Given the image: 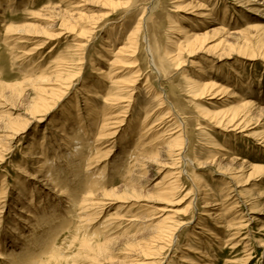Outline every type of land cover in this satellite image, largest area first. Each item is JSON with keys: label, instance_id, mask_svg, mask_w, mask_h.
<instances>
[{"label": "rangeland", "instance_id": "obj_1", "mask_svg": "<svg viewBox=\"0 0 264 264\" xmlns=\"http://www.w3.org/2000/svg\"><path fill=\"white\" fill-rule=\"evenodd\" d=\"M108 2H112V5L114 6L110 3V7ZM78 4L79 7H77ZM146 9H148V12L144 17L147 19V27L146 29H141L142 27L140 26L141 31L139 30L138 32L139 36H137L138 34L136 35L135 44L137 43V60H139L137 67H132V65L128 63L131 59L124 57V59H122L123 61H120L119 56L117 57V55H114L117 53V49L115 50V48L125 42L130 32L134 31ZM199 9L202 10L200 11ZM78 10L80 12H78ZM203 12L207 15L204 19L199 15V13ZM71 13L75 14L72 15ZM91 15L94 16V19L96 18V22L93 19V16L91 18ZM95 15L98 16L95 17ZM81 17L84 18L82 19ZM74 19L76 21H74ZM63 21H65V24ZM8 26L15 27L14 32H17L18 34H8L6 32ZM29 26L30 29L32 27V29L35 28L34 31L31 29L32 32H29L31 31H28ZM178 27H183L184 29L185 27L186 29L188 28V31L186 29L185 30L189 34L195 31L201 34L209 32L207 37L208 42L206 40L204 45H200L199 48L194 50L196 53L193 51L181 52V56L178 58V60H180L179 64L172 62V65L168 67L166 73L158 74L152 69L149 63L150 59L147 57V53L144 50V39L142 37L146 34L145 37L149 38L152 47L161 46L163 48L168 47L169 49H172L168 46V42L171 37V39L174 37V40L178 37L180 38L177 34L179 33L177 30L179 29ZM215 27L217 28L214 31ZM82 30H85V32ZM119 31L124 35H122L123 37H120L121 41L119 43L112 42L113 44H110L111 46L109 47L112 50L109 51L110 53L103 51L102 46H107L105 40L112 34H118ZM237 33L240 36L237 35ZM49 37H53V39ZM111 40L112 39L110 38V41ZM227 40L228 43H226ZM80 41L81 43L83 41L85 42L84 46H79ZM36 46H42L44 48H42L40 54H35L32 57L26 55V53L28 54ZM145 46H147L146 43ZM229 47L230 50H227ZM263 52L264 0H0V126L2 127L0 128V136L3 134L1 131L4 130L5 124H9L10 121L12 123V121L23 120L22 118H25V115H28L31 112L32 102L37 99L35 97L39 95L38 92L40 88H50L47 92H43L41 96L42 100L43 98L44 100H48L55 96L54 94L57 95V90H55L56 88L52 91L53 95L50 93L51 87L57 84L55 81L57 79L55 74H51V70L53 69H51L52 65H58V69L63 76H61V80L63 82L73 83L76 81L74 86L67 91L63 98H61V101L57 102L42 120H31V123H29L26 131L10 143L9 146H12L11 148H6L8 146L7 142H4V140L0 137V192L2 189L1 186L4 183L5 187L9 189V197L6 199V205L3 207L4 219H2L3 223L0 228V254L2 256L8 255L11 251L10 244L15 241L20 243L19 245L21 248L18 249L15 257H10L8 262L0 259L1 264H169V262H171V264H182V258L186 260L185 264H264V172L260 173V170L252 168L258 166L264 167ZM223 55L227 58H223ZM59 57H63V59L60 58L62 61L58 59ZM251 58H254V60H251ZM66 59H68V61ZM113 60L117 64H115ZM94 62L96 63L94 66H97L98 70H95L93 66V64H95ZM48 64L51 67H49ZM179 65L181 66L179 67ZM196 65L200 67L202 66L203 68L197 67ZM30 66H32L33 71ZM46 67L49 68V70L51 69V72ZM45 68L47 71H45ZM100 68L101 72L107 73H109L110 70H113L114 76L116 74V79L114 81L119 82V85L112 84L111 86V80L108 81L105 79L104 83L107 84L106 87L100 88V84L96 83L98 82L96 78L99 77ZM28 69H30L29 71L31 73ZM230 69L234 70L232 71L233 74L230 73ZM64 70L65 72H62ZM235 70L237 71L235 72ZM135 73L138 74V76ZM239 74L240 76L237 78V75ZM48 75L51 77V80H48V82L40 78L41 76ZM187 75H194L193 77H195V79H199L205 84L214 82L217 86L227 87V89L230 88L229 90L231 91L228 90V92H225L226 95L223 93L220 95L221 97L217 96L215 99H211L209 96H206L204 99L195 100L194 93L198 89L191 87L189 83H187L185 80V76ZM135 76H137L136 82H134V85L131 86V79ZM36 78H38L40 82L38 80L31 81ZM86 81L94 84L95 89L99 92L98 97H92L89 101L90 108L87 105L85 106L87 94L79 93L80 88ZM58 83L60 82L58 81ZM118 86L122 88H118ZM130 86L131 88H136L132 94V99H130V93H127L129 92L127 89H129ZM112 89L114 90V93H116V99L114 101L116 102V100H119L116 102L117 106L115 105V107L114 105L112 106V104L109 105L110 103L107 104V101L105 100V98L108 97L107 94H109ZM161 89H164V91H161ZM124 90L125 92L123 93H126V97L129 98H126L125 100V98L120 97L122 100H125L122 101L118 96L125 97L122 93ZM155 91L157 93H162L163 95L166 94V100L168 101H164L165 110L159 109L161 107V102L157 100ZM119 93L123 95H117ZM230 93L231 95H229ZM50 94L51 96L49 98ZM235 94H239L240 97L238 98L240 99L236 97L235 99L231 98L234 97ZM238 100L239 102H237ZM249 101L256 103V114L251 117L252 120H249V123L247 122L246 131L241 132V129L235 130V128L232 127L233 122L228 123L230 120L229 118L235 113L239 114L241 112L239 106L237 107L239 103L245 104ZM213 102L215 103V106L212 107L209 103ZM171 103L176 106V110L180 114L181 118H179V120L177 115L171 114L173 117L175 116L178 124H181L182 118L186 122L188 137L191 141L190 148L188 149L189 144L188 141H186V147H184V152L182 154L183 158L182 156L178 158L177 156L165 157L162 151H159L164 148L163 146H165V138L162 137L159 140L161 142H154L155 151L152 152L153 147L152 145L150 146L151 142L148 144V148L145 149V154L148 155L146 157L147 163H137L138 161L135 159L142 158L143 156L139 155V152L136 158L134 155L133 157H130V154L134 150L135 144L140 141L138 134L141 130L142 121L149 113L152 112H155V119L159 116H165L167 111H169ZM28 105L30 106L29 109H27ZM69 106L71 107L69 112L72 115L82 113L86 120V128L90 131V135L87 136V140L90 144H97L99 147L97 150L94 149L92 156L94 162L93 164L95 165L92 168H95V172H102V174H104L102 175L104 183L102 188H91L89 189V192L91 196L90 198L104 200V203L102 204L107 203V206L102 208L103 211L101 213V218L94 215L92 212L86 213L81 217L80 208L78 206L75 208L69 207L65 201L60 204V207H51L53 206L51 204L56 203L54 199L55 187L51 185L45 186L44 188L41 187L42 178L36 174L37 161L30 157L31 153H28V149L32 143L35 142V140H32V137L36 139L38 142L37 144L39 145L40 143H44L43 136L46 133L48 137L51 136L50 142L48 140L47 143H44V146H50L47 158H53L55 156L53 153H55L58 145L60 147L58 150V153L60 154L58 155L64 156L66 154L67 151L64 149V144L60 142L62 138L59 133L55 131L58 129L57 127L61 130V126H63L62 120L66 115L70 114L69 112L67 113L70 108ZM109 107L113 108H111L112 111L109 110ZM88 109H90L91 112H89ZM207 110H212L217 113L218 116L216 117V120H212L213 118L211 119V116L207 115ZM260 110L262 111L259 113ZM107 111L114 112L115 115L122 112L120 113V118L124 121L120 124V126H118V128L115 129L117 134L114 137H111L112 139L105 138L102 139L101 142L94 144V140L100 131V119H102V114ZM222 114L224 117H221L223 116ZM259 114L261 118L260 116L257 117ZM242 115L243 114L241 113L240 116ZM96 118L99 122H95L94 124V120ZM220 118H222V120L229 119L227 121H223V123L221 122L224 127L222 129L220 128L222 127L221 124L216 123L220 120ZM237 119L238 118L235 120ZM51 120L56 121H53V125H47V122ZM213 123H216L217 125ZM67 124V128H69L70 122ZM133 130L136 132V136L133 139L134 142L127 147L124 143L128 140L129 135ZM101 131L103 132V130ZM52 132L57 135V138L56 136L53 138L51 135ZM255 132L256 134L258 133L257 136L260 134V138L255 137ZM206 133H208L207 136ZM251 133L253 135L252 137ZM35 135L37 137H35ZM148 140H152V136L149 139H144V142H148ZM260 140H263V144ZM52 141L57 142L58 144L56 145V143L54 144ZM100 143L103 145L100 146ZM207 143H210L213 148L205 146L208 145ZM211 143H213V145ZM218 145H220V147ZM158 147H160V149ZM4 149L5 153L7 152L6 154L4 153ZM35 150L37 151V149ZM211 151H213L216 155L218 154L215 157L216 163L212 162L214 161V158H209ZM96 152L99 154H96ZM159 152L161 153L159 154ZM2 155H4V159ZM66 155L62 159L63 161L61 160V157L59 158L60 166L64 169V165L66 164L65 160L70 161L68 157L66 158ZM154 155H157L156 161L151 158ZM184 155L196 161L194 162L196 163L194 164V167L190 166L188 162H186L187 164L185 163L186 160L184 161ZM165 158L168 160H165ZM233 158L235 162L233 161ZM176 160H178V163ZM149 161L153 163H148ZM170 161L171 163L176 162L174 163V168L176 167L175 169H172L171 167L167 168ZM166 162H168L167 166L165 164ZM233 162L234 165H232ZM224 163H228L230 165H225ZM223 164L227 167L225 170ZM86 165L87 163L84 166H81L82 171H79V179L77 176L74 177V171L72 173L66 171V176H62L63 188L69 189L70 192H72V195L76 194L78 202L81 200H88L86 197L83 198V195H86L85 193L88 192V189L82 184L81 186L79 185L82 183L81 181L87 178V176L89 180L88 174H90V171H88L87 168L85 169ZM198 166H200V169L197 170L196 167ZM235 171L238 174H236ZM173 172H180V175L175 178L179 179L176 184H180L179 187H181V191H179L177 195L176 192L173 195L174 192L166 190V186L169 183L170 178L173 176L172 175L170 177V175ZM194 172L197 173L198 176H201V174L205 175L206 183L209 186H212L213 192L217 194L215 199L216 202H214L211 205L212 207L207 210L213 212L215 211L218 214H222L223 212L225 213H223L224 215L220 217V219H222H219L220 222L218 220V223L214 222L212 224L213 226L210 225V230L216 235L215 237L208 235L207 233H204V235L203 232L198 229L193 230L192 225H186L182 227V229L180 228L177 233V242H175L177 247L174 245L175 250L171 249L168 251L169 248L166 246L167 241H159L160 243L154 242V239H157L155 233L160 236V233H165L164 230L168 232V228H173V226L175 227L178 222L190 220L192 216H194L192 222H195L203 210V205H201L203 204V201L200 200L197 203L198 209L193 208L195 207L194 205L193 207H190L191 200L192 202L195 201L197 198L196 195H198V192L194 188V184L191 181V179H195L196 174ZM232 172L234 173L233 175L236 174L241 178L240 179L238 177V181L245 182L241 183V187L238 188V191H241L242 194L246 196H243V198L245 197L244 200L250 204L249 207L252 205L255 206L254 213H249L248 208L241 203L237 208V210L239 209L238 211L241 213L238 212L229 214L218 204L223 201V198H225L223 196L232 192L231 190L234 188L232 183L229 184L230 177H228L229 173L232 174ZM223 173H225L224 175L228 174V176H224ZM240 173L241 175H239ZM214 178L218 181H214ZM84 182H87V180ZM33 188L35 189L33 196L31 197L30 192ZM37 188H39L38 192L36 190ZM40 189H42L41 194L44 196L38 194ZM105 191L108 193L105 194ZM238 191L233 192L232 197L235 195L236 197H234V199L229 203H232L238 197ZM20 192L22 194H20ZM19 194L26 196V200L33 198V206H30L32 208L31 211L35 210L36 213H38V218L36 221L32 220L31 226L39 224V227H37L38 229L34 227L35 233L31 237L27 236V239L24 241H19V239H17V235L11 233L10 231V228L13 226V216L15 213H19V211H17V207H21L20 203L17 202ZM260 195L263 196L261 197ZM74 197L75 196H73V198ZM124 199L126 202L121 201ZM63 208H66L65 210L68 211V213L64 212ZM117 212L118 215L116 214ZM115 215H117L120 219ZM24 216L26 215L24 214ZM54 216L58 219H53ZM253 216L260 220L257 222L251 221L254 218ZM138 217H141L140 219L142 221L140 223L133 221V219ZM168 217L173 219H168ZM203 217L207 219V216ZM107 219L110 221H106ZM154 225L155 227L157 226V228H154ZM160 225H162L161 228ZM155 229L157 230L155 231ZM153 230L155 232H153ZM28 231H31V229ZM237 231H239V234L243 236H234ZM219 236L221 238H219ZM246 236H248V239L245 241L246 244L243 243V241L240 243L241 245L236 244L239 240ZM198 241H200V243H197ZM193 242L195 243L193 244ZM178 244L180 246H178ZM197 244L199 245L197 246ZM195 246L202 248L200 251L204 253H201L202 255L199 254L200 256L196 254L193 256V248H196ZM15 249L17 250V248ZM153 249L157 250L153 251Z\"/></svg>", "mask_w": 264, "mask_h": 264}, {"label": "bare ground", "instance_id": "obj_2", "mask_svg": "<svg viewBox=\"0 0 264 264\" xmlns=\"http://www.w3.org/2000/svg\"><path fill=\"white\" fill-rule=\"evenodd\" d=\"M64 1V0H63ZM104 1V0H103ZM105 1H107V0H105ZM110 1H112V0H110ZM178 1V0H177ZM201 1V0H200ZM242 1V0H241ZM248 1V0H247ZM115 2V1H114ZM119 2H121V1H119ZM123 2H125V1H123ZM98 3V2H97ZM109 3V2H108ZM111 3V5H112V2H110ZM110 3H109V5H110ZM115 3H117V2H115ZM128 3V2H127ZM126 3V4H127ZM114 4V3H113ZM125 4V3H124ZM188 4V3H187ZM196 4V3H195ZM200 4V3H199ZM198 4V5H199ZM74 5V4H73ZM76 5V4H75ZM102 5H103V2H102ZM111 5H110V7H111ZM193 5V4H192ZM201 5H202V2H201ZM200 5V6H201ZM112 6H114V5H112ZM187 6V5H186ZM77 7H79V4L77 5ZM81 7V6H80ZM178 7V6H177ZM188 7V6H187ZM186 7V8H187ZM205 7V6H204ZM207 7V6H206ZM76 8V7H75ZM114 8V7H113ZM148 8V7H147ZM181 8H182V6H181ZM200 8V7H199ZM202 8V7H201ZM225 8H226V6H225ZM149 9V8H148ZM148 9H146V11L142 14V18L139 20V23H138V25L136 26V28L134 29V31H131L130 32V34H129V36L127 37V39H126V41L125 42H123V43H121V45L120 46H118V47H116L115 48V50L117 49V53H115L114 55H117V57L119 56V60L120 61H123L122 59H124V57L125 58H129V59H131V61H127L128 63H130L131 65H132V67H137V63H138V60H137V53H138V48L136 47V44H135V39H136V35L138 34V32H139V30L141 31V29H146V21H147V19H145V15H146V13L148 12L147 10ZM189 9V8H188ZM73 10V9H72ZM110 10V9H109ZM197 10H198V7H197ZM200 10V9H199ZM202 10V9H201ZM200 10V11H201ZM65 11V10H64ZM78 12H80L79 10H78ZM109 12V11H108ZM68 13V12H67ZM227 13V12H226ZM72 14V13H71ZM75 14V13H74ZM74 14H72V15H74ZM109 14V13H108ZM70 15V14H69ZM199 15H200V17L201 18H203L204 19V17H206L207 15H205L204 14V12L203 13H199ZM66 16V15H65ZM68 16V15H67ZM80 16H82V15H80ZM86 16V15H85ZM90 16V15H89ZM92 16L93 15H91V18H92ZM96 16H98V15H95V17ZM149 16V15H148ZM69 17V16H68ZM68 17H66V18H68ZM71 17V16H70ZM73 17V16H72ZM76 17V16H75ZM214 17V16H213ZM61 18V17H60ZM82 18V17H81ZM84 18V17H83ZM82 18V19H83ZM86 18H87V16H86ZM75 19H77V18H75ZM74 19V21H76ZM90 19V18H89ZM88 19V20H89ZM93 19H94V16H93ZM96 19V18H95ZM94 19V20H95ZM64 20V19H63ZM87 20V19H86ZM92 20V19H91ZM105 20V19H104ZM180 20V19H179ZM182 20V19H181ZM66 21V20H65ZM65 21H63L64 22V24H65ZM72 21V20H71ZM93 21V20H92ZM103 21V20H102ZM80 22V21H79ZM83 22H84V20H83ZM95 22H96V20H95ZM7 23V22H6ZM69 23V22H68ZM76 23V22H75ZM100 23V22H99ZM173 23V22H172ZM216 23V22H215ZM218 23V22H217ZM72 24H73V22H72ZM80 24H82V23H80ZM87 24H89V23H87ZM90 24H91V22H90ZM212 24V23H211ZM12 25V24H11ZM68 25V24H67ZM72 26V25H71ZM94 26V25H93ZM142 28H141V27ZM47 27V26H46ZM65 27V26H64ZM177 27V26H176ZM201 27H203V26H201ZM3 28V27H2ZM27 28V27H26ZM33 28V27H32ZM31 28V29H32ZM133 28V27H132ZM131 28V29H132ZM141 28V29H140ZM179 29H177L178 30V32L179 33H177L179 36H180V38L178 37H176L177 39H175L174 40V37H173V39H169V42H168V46L169 47H171L172 49H169L168 47L167 48H163V47H161V46H154V47H152V45H151V42L149 41V38L148 37H145L146 36V34H145V36L144 37H142L143 39H144V50H145V52L147 53V57H149V63H150V65H151V67H152V69L153 70H155V72L156 73H158V74H162V73H166V71L168 70V67H170L172 64V62H175V64H179V61L180 60H178V58L181 56V52H183V51H193L194 52V50H196L197 48H199L200 47V45L202 46V45H204L205 44V41L207 40V37H208V34H209V32H206L205 34H201V33H199V32H191V34H189L187 31V29H186V27H185V29L187 30H185L183 27H178ZM216 28L217 27H215V29H214V31L216 30ZM257 28V27H256ZM262 28H263V26H262ZM30 29V26H29V28H28V31L29 30H31ZM35 29V28H34ZM34 29H32L33 31H34ZM37 29V28H36ZM89 29V28H88ZM259 29V28H258ZM257 29V30H258ZM261 29V28H260ZM18 30V29H17ZM32 30L31 31H29V32H32ZM45 30V29H44ZM74 30V29H73ZM92 30V29H91ZM119 30V29H118ZM221 30H223V29H221ZM5 31V30H4ZM15 31V27H13V26H8L7 27V29H6V32L8 33V34H11L12 35V33H16V34H18L17 32H14ZM22 31H24V30H22ZM82 31H84L85 32V30H82ZM90 31V30H89ZM114 31V30H113ZM123 31V30H122ZM143 31H146V30H143ZM172 31V30H171ZM193 31V30H192ZM212 31H213V28H212ZM5 32V33H6ZM27 32V31H26ZM43 32H45V31H43ZM87 32V31H86ZM117 32V31H116ZM148 32V31H147ZM218 32V31H217ZM234 32V31H233ZM239 32V31H238ZM247 32V31H246ZM110 33V32H109ZM122 33V32H121ZM120 33V31H119V33L118 34H116V35H110V37L108 38V39H106L105 40V42L107 43V46H102L103 48V51H105L106 53L108 52V53H110L109 51H112L111 50V48L109 47V46H111L110 44H113V43H116V42H120L121 41V38L120 37H123L124 35L123 34H121ZM141 33V32H140ZM172 33H173V31H172ZM213 33V32H212ZM222 33V32H221ZM15 34V35H16ZM22 34V33H21ZM31 34V33H30ZM49 34V33H48ZM86 34V33H85ZM180 34H182V35H180ZM214 34V33H213ZM241 34V33H240ZM242 34H244V33H242ZM4 35V34H3ZM41 35V34H40ZM52 35V34H51ZM123 35V36H122ZM127 35V34H126ZM141 35V34H140ZM221 35V34H220ZM227 35V34H226ZM237 35H239L238 33H237ZM4 36H6V35H4ZM57 36V35H56ZM137 36H139V34L137 35ZM232 36H234V35H232ZM240 36V35H239ZM14 37V36H13ZM47 37V36H46ZM141 37V36H140ZM182 37V38H181ZM228 37V36H227ZM230 37V36H229ZM236 37V36H235ZM235 37H233V38H235ZM247 37V36H246ZM49 38H51V37H49ZM110 38L112 39L111 41H110ZM244 38V37H243ZM14 39H15V37H14ZM19 39H23V38H19ZM51 39H53V37L51 38ZM49 40V39H48ZM183 40V41H182ZM225 40V39H224ZM244 40V39H243ZM46 41V40H45ZM226 41V40H225ZM224 41V42H225ZM113 42V43H112ZM137 42V41H136ZM207 42H208V40H207ZM223 42V43H224ZM230 42V41H229ZM46 43V42H45ZM44 43V44H45ZM79 43V42H78ZM83 43V44H82ZM81 43V41H80V47H82V46H84V41ZM145 43L147 44V46H145ZM222 43V44H223ZM226 43H228V40H227V42ZM210 44V43H209ZM208 44V45H209ZM242 44V43H241ZM41 45H43V44H41ZM139 45V44H138ZM156 45V44H155ZM167 45V44H166ZM220 45V44H219ZM225 45V44H224ZM248 45V44H247ZM56 46V45H55ZM115 46V45H114ZM113 46V47H114ZM227 46V45H226ZM238 46H240V45H238ZM245 46V45H244ZM250 46V45H249ZM205 47V46H204ZM207 47V46H206ZM219 47V46H218ZM221 47V46H220ZM230 47H231V45H230ZM230 47H229V49H227V50H230ZM17 48V47H16ZM42 46H36L34 49H32L28 54L26 53V55H28V56H34L35 54H40V51L42 50ZM228 48V47H227ZM233 48V47H232ZM231 48V49H232ZM44 49V48H43ZM205 49V48H204ZM225 49V48H224ZM241 49V48H240ZM263 49V48H262ZM212 50V49H211ZM215 50V49H214ZM237 50V49H236ZM209 51V50H208ZM224 51H226V50H224ZM243 51V50H242ZM247 51V50H246ZM250 51H251V49H250ZM253 51V50H252ZM260 51V50H259ZM177 52V53H176ZM200 52V51H199ZM210 52V51H209ZM212 52V51H211ZM222 52H223V50H222ZM257 52V51H256ZM261 52V51H260ZM259 52V53H260ZM186 53V52H185ZM194 53H196V52H194ZM213 53V52H212ZM249 53V52H248ZM251 53V52H250ZM253 53V52H252ZM258 53V54H259ZM264 53V52H263ZM262 53V54H263ZM187 54V53H186ZM193 54V53H192ZM192 54H191V56H192ZM198 54V53H197ZM240 54V53H239ZM221 55V54H220ZM220 55H218V56H220ZM225 55V54H224ZM223 55V58L225 57V58H227L226 56H224ZM243 55V54H242ZM255 55V54H254ZM25 56V55H24ZM112 56H113V54H112ZM210 56V55H209ZM247 56V55H246ZM260 56V55H259ZM213 57V56H212ZM217 57V56H216ZM61 57H59L58 59H60ZM104 58V57H103ZM116 58V57H115ZM115 58H113V59H115ZM222 58V59H223ZM230 58V57H229ZM30 59V58H29ZM61 59H63V57L61 58ZM60 59V61H62ZM80 59V58H79ZM67 61H68V59H66ZM128 60V59H127ZM221 60V59H220ZM251 60H254V58H251ZM32 61V60H31ZM59 61V62H60ZM69 61H70V59H69ZM83 61V60H82ZM110 61V60H109ZM114 61V60H113ZM117 61V60H116ZM183 61V60H182ZM37 62V61H36ZM54 62H56V61H54ZM118 62V61H117ZM194 62V61H193ZM58 63V62H57ZM56 63V64H57ZM65 63V62H64ZM95 63V62H94ZM107 63H109V62H107ZM114 63H115V61H114ZM28 64H30V63H28ZM63 64V63H62ZM66 64V63H65ZM64 64V65H65ZM115 64H117V63H115ZM181 64H182V62H181ZM198 64V63H197ZM49 65V64H48ZM55 65V64H54ZM71 65V64H70ZM72 65H73V63H72ZM78 65H80V64H78ZM94 65H96V63L95 64H93V66ZM181 65H179V67H180ZM197 66V65H196ZM195 66V67H196ZM49 67H51L50 65H49ZM54 67H55V69H54ZM72 67V66H71ZM77 67V66H76ZM139 67V66H138ZM197 67H200V66H197ZM202 67V66H201ZM200 67V68H201ZM30 68H31V70H32V66H30ZM47 68V67H46ZM46 68H45V71H47L46 70ZM53 68V69H52ZM80 68V67H79ZM94 68H95V70H98L97 68V66H94ZM115 68V67H114ZM203 68V67H202ZM230 68V67H229ZM37 69V68H36ZM48 70H49V68H47ZM52 69V70H51ZM51 74L52 75H54L55 74V77L57 78L55 81L57 82V84H55V86L53 85L52 87H51V94H52V91L55 89V90H57V95L56 94H54L55 96H53V97H51L50 98V96H51V94L49 95V98L50 99H48V100H44V98H43V100H42V98H41V96H42V94H43V92L45 93V92H47L48 91V89H50V88H40V90L39 89H36V90H39V95H37V97H35V98H37L36 100H34L33 102H32V108H31V112L28 114V115H25L26 117H27V119H26V117L25 118H22L23 120H16V121H12V123H11V121H10V123L8 122V121H6L7 123H9V124H5V128H4V130H2L1 132L3 133V134H1V139H3L4 140V142L6 141L7 142V144H8V146L6 147V148H11L12 146H9L10 145V143L16 138V137H18V136H20L21 134H23L25 131H26V129H27V127H28V125H29V123H31V120L32 121H34V120H37L38 119V121L39 120H42L48 113H49V111L56 105V103L57 102H59V101H61V98H63L64 97V95L67 93V91L69 90V89H71L73 86H74V84H75V82H73V83H68V82H63L62 80H61V78L63 77L62 75H61V72H60V70L58 69V65L57 66H53L52 65V67H51ZM30 69H28V71H29ZM34 70H35V67H34ZM94 70V69H93ZM100 70V73H99V77L98 78H96V80H98V82H96L97 84H100V88H105L106 87V83H104V81H105V79L106 80H111V86H112V84L113 85H119L118 83L119 82H117V81H114L116 78H115V76H116V74H115V76H114V71L113 70H110L109 71V73H107V72H101V68L99 69ZM118 70V69H117ZM199 70H201V69H199ZM231 70V72L230 73H232V71H234L233 69H230ZM229 70V71H230ZM33 71V70H32ZM72 71V70H71ZM76 71H77V69H76ZM82 71V70H81ZM203 71V70H202ZM237 70H235V72H236ZM30 72V71H29ZM35 72H36V70H35ZM44 72V71H43ZM42 72V73H43ZM49 72V73H50ZM62 72H65V70L64 71H62ZM69 72V71H68ZM192 72V71H191ZM206 72V71H205ZM31 73V72H30ZM67 73V72H66ZM72 73V72H71ZM74 73V72H73ZM77 73V72H76ZM196 73V72H195ZM204 73V72H203ZM203 73H202V75H203ZM44 74V73H43ZM50 74V75H51ZM65 74V73H64ZM70 74V73H69ZM77 74H79V73H77ZM136 74V73H135ZM192 74H194V73H192ZM191 74V75H192ZM233 74V73H232ZM50 75H48V76H39L41 79H43L44 81H47L48 82V80L50 81L51 80V77H50ZM80 75V74H79ZM101 75V76H100ZM137 76H138V74H136ZM184 75V74H183ZM62 76V77H61ZM67 76V75H66ZM77 76V75H76ZM137 76H135V77H133V79H131V86H133L134 85V82H136V77ZM161 76V75H160ZM194 76V75H193ZM193 76H185V80L187 81V83H189V85L191 86V87H193V88H197L198 90L194 93V99L196 100V99H204L206 96H209L211 99H215L217 96H220V95H222L223 93H225V92H228V90L230 89H227V87H223V86H217L216 85V83H214V82H211L210 84H205V83H202L199 79H195V77H193ZM196 76V75H195ZM200 76V75H199ZM198 76V77H199ZM204 76V75H203ZM230 76V75H229ZM233 76V75H232ZM238 76H240V74L239 75H237V78H239ZM50 77V78H49ZM206 77V76H205ZM79 78V77H78ZM53 79V78H52ZM82 79V78H81ZM88 79V78H87ZM118 79V78H117ZM126 79V78H125ZM130 79V78H129ZM204 79V78H203ZM206 79V78H205ZM209 79V78H208ZM232 79V78H231ZM236 79V78H235ZM31 80V79H30ZM30 80H28V81H30ZM34 80H38V78H36V79H33V80H31V81H34ZM119 80H121V79H119ZM123 80V79H122ZM207 80V79H206ZM212 80V79H211ZM39 81V80H38ZM58 81L60 82V83H58ZM73 81V80H72ZM84 81V80H83ZM210 81V80H209ZM40 82V81H39ZM53 82V81H52ZM127 82V81H126ZM241 82V81H240ZM36 83H38V82H36ZM42 83H44V82H42ZM50 83V82H49ZM79 83V82H78ZM121 83H123V82H121ZM209 83V82H208ZM229 85V84H228ZM227 85V86H228ZM76 86V85H75ZM129 86V85H128ZM131 86H130V88L129 89H127L129 92H127V93H130V99H132L131 97H132V94H133V92H134V90L136 89V88H131ZM244 87V86H243ZM246 87V86H245ZM118 88H122V87H120V86H118ZM124 88H128V87H124ZM117 89V88H116ZM189 89H190V87H189ZM244 89V88H243ZM118 90V89H117ZM121 90V89H120ZM153 90V89H152ZM192 90V89H191ZM194 90V89H193ZM81 91V92H80ZM80 91H79V93H85V94H87V98L85 99V106L87 105L89 108H90V100H91V98L92 97H98L99 96V92H98V90L97 89H95V85L94 84H91V83H89L88 81H86V82H84V84H83V86L80 88ZM157 91H159V90H157ZM161 91H164V89L162 90L161 89ZM229 91H231V90H229ZM35 92V91H34ZM33 92V93H34ZM60 92V93H59ZM123 92H125V90L124 91H122V93ZM192 92V91H191ZM78 93V92H77ZM153 93V92H152ZM11 94V93H10ZM16 94V93H15ZM37 94V93H36ZM106 94V93H105ZM124 94V93H123ZM123 94H121V93H119V94H117V95H123ZM126 94V93H125ZM124 94V95H125ZM34 95V94H33ZM46 95V94H45ZM48 95V94H47ZM53 95V94H52ZM108 95V97L107 98H105V100L107 101V104L108 103H110L109 105H111L112 104V106L114 105V107H115V105H116V102H118L119 100H116V102L114 101L115 99H116V93H114V90L112 89V90H110V93L109 94H107ZM166 94H162V93H157L156 91H155V96H157V100L159 101V102H161L160 103V105H161V107L159 108V109H164V101L166 100V96H165ZM225 95H226V93H225ZM229 95H231V93L229 94ZM19 96V95H18ZM128 96H129V94H128ZM78 97V96H77ZM119 98L120 97H123V98H125V100H126V95H125V97L124 96H118ZM221 97V96H220ZM235 97L236 98H238V97H240L239 96V94H235L234 95V97H231V98H234L235 99ZM102 98V97H101ZM129 98V97H128ZM127 98V99H128ZM208 98V97H207ZM246 98V97H245ZM33 99H34V97H33ZM46 99V98H45ZM193 99V100H194ZM238 99H240V98H238ZM32 100V99H31ZM120 100H122L121 98H120ZM124 100V99H123ZM122 100V101H123ZM124 100V101H125ZM95 101V100H94ZM121 101V102H122ZM166 101H168V100H166ZM165 101V102H166ZM235 101V100H234ZM29 102V101H28ZM93 102V101H92ZM114 102H115V104H114ZM237 102H239V100L237 101ZM241 102V101H240ZM95 103V102H94ZM120 103V102H119ZM123 103V102H122ZM130 103V102H129ZM30 104V103H29ZM209 104H211V106L213 107V106H215V103L213 102V103H209ZM238 104V103H237ZM255 104L256 103H254V102H247V103H245V104H241V103H239V105H237V107L239 106V109L241 110V112L239 113V114H234V111H233V116L232 117H228L229 119H226V120H222V118H220V120L219 121H217L216 123L217 124H221V122L223 123V121H227V120H229L228 121V123H232L233 122V124H232V127H234L235 128V130H239V129H241V132H243V131H246L245 129L247 128V122L249 123V120H252L251 119V117L254 115L255 116V114H256V111H257V109L255 108ZM129 105V104H128ZM236 105V104H235ZM71 106V105H70ZM69 106V107H70ZM106 106V105H105ZM117 106V105H116ZM29 105H28V108L27 109H29ZM128 107V106H127ZM126 107V108H127ZM130 107V106H129ZM260 107V106H259ZM87 108V107H86ZM96 108V107H95ZM112 107H109V110H111L112 111V109H111ZM229 108H230V106H229ZM229 108H228V110H229ZM71 109V107L68 109V111H67V113L69 112V110ZM225 109V108H224ZM234 109V108H233ZM89 110V112H91L90 111V109H88ZM88 110H87V112H88ZM165 110V109H164ZM259 110V109H258ZM263 110H264V108H263ZM29 111V110H28ZM104 112L103 114H102V119H100V122L98 121V119L96 118L95 120H94V124H95V122L96 123H100V131H99V134H98V136L96 137V139L94 140V144H96V143H98V142H101L102 141V139H105V138H111V137H114L116 134H117V131L115 130L116 128H118V126H120V124L121 123H123V121L124 120H122L121 118H120V113H122V112H119L118 113V115H115V113L114 112ZM148 111V110H147ZM230 111V110H229ZM262 110H260L259 111V113L261 112ZM124 112V111H123ZM157 112V111H156ZM163 112V111H162ZM218 112V111H217ZM223 112V111H222ZM231 112V111H230ZM264 112V111H263ZM24 113H25V111H24ZM70 113V112H69ZM127 113V112H126ZM147 113V112H146ZM177 112V110H176V106L174 105V104H170V107H169V111H167V113H166V115L165 116H162V117H158V118H156L155 119V112H152V113H149L147 116H146V118L142 121V126H141V130H140V132H139V138H140V141H138L137 142V144H135V148H134V150L132 151V153L130 154L131 156L130 157H133V155L135 156V158L138 156V152H139V155H141V156H143L142 158H136L135 160H137L138 162L137 163H141V164H143L144 162H146L147 163V159H146V157L148 156L147 154H145L146 153V150L145 149H147L148 148V144H150V142H151V144H150V146L152 145V147H153V150H152V152L153 151H155L154 149V142H158L162 137L163 138H165V146H163L164 148H162L161 150H159V151H162V153H163V155L166 157H171V156H174V157H176L177 156V158L178 157H180V156H182V154H183V152H184V147H186L185 146V144L187 143L186 141H188V149L190 148V146H191V141H190V139H189V137H188V133H187V125H186V122H185V120L182 118L181 119V124H178V122L176 121V118H175V116L173 117L172 115H177L178 116V120H179V118H181L180 117V114ZM206 113H207V115L208 116H211V119L212 120H216V117L218 116L217 115V113L216 112H214V111H212V110H207L206 111ZM241 113L243 114L242 116H240L241 115ZM88 114H90V113H88ZM92 114V113H91ZM117 114V113H116ZM158 114V113H157ZM172 114V115H171ZM223 114H224V112H223ZM222 114V115H223ZM226 114V113H225ZM231 114V113H230ZM258 114V113H257ZM124 115V114H123ZM176 116V117H177ZM227 116V115H226ZM231 116V115H230ZM258 116H260V114L259 115H257V117ZM264 116V115H263ZM39 117V118H38ZM89 117H90V115H89ZM221 117H224V115L223 116H221ZM204 118V117H203ZM236 118H238L237 120H235ZM260 118H261V116H260ZM10 119V118H9ZM170 119V120H169ZM2 120H3V118H2ZM8 120V119H7ZM13 120V119H12ZM29 120V121H28ZM205 120V119H204ZM53 121H56V120H51V121H49V122H47V125H53ZM63 122V126H61V130L59 129V127H57L58 129L55 131V132H57V133H59V135H60V137L62 138V140L60 141L61 143H63L64 144V149H65V151H67L66 152V158L68 157V159H70V161H68V160H65V165H64V167H65V169L64 168H62V166H60V163H59V158L61 157V160L63 159V157H65V155L63 156V155H58V154H60V153H58V150L60 149V147H59V145L57 146V149L55 150V153H53L55 156L53 157V158H47V154H48V152H49V150H50V146L48 145V147H46V146H44V143H47L48 142V140H49V142H50V138H51V136H47V134L45 133L44 134V136H43V142L44 143H40L39 145L37 144L38 142L36 141V139L35 138H33L32 137V140H35V142L34 143H32V145L30 146V148L28 149V153H31V158L32 159H34V160H36L37 161V169H36V174L37 175H39V177L40 178H42L41 179V187H45V186H49V185H51V186H53V187H55L54 189H55V204H51V205H53V206H51V207H60V204L62 203V202H64L65 201V203L67 204V205H69V207H79L80 208V210H81V217L84 215V214H86V213H89V212H92L94 215H96V216H98L99 218H101V213H102V208L104 207V206H107V203H105V204H102V203H104L103 201L104 200H101V199H98V198H90L91 196H90V192H89V189H91V188H102V186H103V183H104V180H103V178H102V175H104V174H102V172L101 173H97V172H95L94 170H95V168H92L95 164H93L94 162H93V152H94V149L95 150H97V149H99V147H98V145L96 144V145H93V144H90L89 142H88V138H87V136H89L90 135V131H89V129L88 128H86L87 127V124H85V118H84V116L82 115V113H79V114H75V115H72L71 113L70 114H68V115H66L65 117H64V119L62 120ZM70 122V124H69V128H67V126H68V122ZM92 121V120H91ZM208 121V120H207ZM257 121V120H256ZM251 122V121H250ZM0 123H1V121H0ZM180 123V122H179ZM216 123H213V124H216ZM227 123V122H226ZM176 124H177V126H176ZM210 124V123H209ZM216 124V125H217ZM251 124V123H250ZM221 126H222V124H221ZM166 127V128H165ZM0 128H2L1 126H0ZM165 128V129H164ZM221 129L222 128H224L223 126L222 127H220ZM226 128H227V126H226ZM251 128V127H250ZM91 129V128H90ZM164 129V130H163ZM228 129V128H227ZM101 130H103V132L101 131ZM104 130H105V132H104ZM109 130V131H108ZM209 130V129H208ZM211 130V129H210ZM224 130V129H223ZM135 130H133L132 132H131V134L129 135V138H128V140L124 143L127 147L129 146V145H131V144H133V142H134V137L136 136V132H134ZM137 131V130H136ZM202 131H203V129H202ZM249 131V130H248ZM239 132V131H238ZM203 133H205V132H203ZM207 134L208 133H206V136H207ZM258 134V133H257ZM257 134H256V132H255V137H257V138H260L259 136H260V134L257 136ZM263 134V133H262ZM51 135L53 136V138H54V136H56V138H57V135L55 134V133H51ZM205 135V134H204ZM152 136V140H148V142H144V139L146 140V139H149L150 137ZM209 136V135H208ZM253 135H252V133H251V137H252ZM35 137H37L36 135H35ZM86 137V138H85ZM211 137V136H210ZM209 137V138H210ZM208 138V139H209ZM212 138V137H211ZM262 138V137H261ZM93 139H94V136H93ZM112 139V138H111ZM255 140V139H254ZM256 141H257V139H256ZM261 141V140H260ZM263 141V140H262ZM262 141H261V143H262ZM53 142V141H52ZM108 142H110V141H108ZM159 142H161V141H159ZM54 144L56 143V145L58 144L57 142H53ZM52 143V144H53ZM89 143V144H88ZM113 143V142H112ZM208 145H205V146H209V148H213V147H211V145H210V143H207ZM212 145H213V143H211ZM263 144V143H262ZM62 145V144H61ZM100 146H102L103 144H99ZM6 146V145H5ZM4 146V147H5ZM219 147H220V145H218ZM2 147V146H1ZM62 147V146H61ZM151 147V148H152ZM38 148H39V151H38ZM126 148V147H125ZM159 149H160V147H158ZM35 149H37V151L35 150ZM102 149V148H101ZM157 149V148H156ZM214 149H215V147H214ZM221 150H223V149H221ZM7 151V150H6ZM10 151V150H9ZM124 151V150H123ZM157 151V150H156ZM208 151H210V150H208ZM216 151V150H215ZM225 151V150H224ZM227 151V150H226ZM2 152V151H1ZM98 152V151H97ZM96 152V154H99V153H97ZM100 152V151H99ZM107 152V151H106ZM186 152V151H185ZM229 152V151H228ZM4 153H5V149H4ZM7 153V152H6ZM5 153V154H6ZM161 152H159V154H160ZM210 153V152H209ZM219 153H220V151H219ZM227 153V152H226ZM110 154V153H109ZM152 154H154V153H152ZM207 154V153H206ZM229 154V153H228ZM162 155V156H163ZM218 155V154H217ZM216 154H214L213 153V151H211V153H210V156H209V158H214V161H212V162H215V157L217 156ZM222 155V154H221ZM225 155V154H224ZM4 155H2V157H3ZM156 156L157 155H154L153 157H151L154 161H156L157 159H156ZM185 156V159H184V161H185V163L186 162H188V164L190 165V166H192V167H194V164H196V163H194V162H196L194 159H191V158H189L188 156L186 157V155H184ZM23 157H25V156H23ZM29 157V158H30ZM95 157H96V155H95ZM122 157V156H121ZM208 157V156H207ZM5 157H3V159H4ZM106 158V157H105ZM146 160H145V159ZM161 158V157H160ZM182 158H183V156H182ZM204 158V157H203ZM222 158V157H221ZM238 158V157H237ZM139 159V160H138ZM163 159V158H162ZM167 158H165V160H166ZM175 159V158H174ZM218 159H219V156H218ZM236 159V158H235ZM239 159V158H238ZM42 160V161H41ZM95 160V159H94ZM97 160V159H96ZM151 160V159H150ZM164 160V159H163ZM168 160V159H167ZM173 160V159H172ZM181 160V159H180ZM208 160H210V159H208ZM224 160V159H223ZM32 161V160H31ZM63 161V160H62ZM178 160H176V162H177ZM182 161V160H181ZM183 161V162H184ZM216 161H217V159H216ZM232 161V160H231ZM233 161H234V158H233ZM35 162V161H34ZM96 162V161H95ZM151 161H149L148 163H150ZM161 162V161H160ZM174 162V161H173ZM176 162H174V163H176ZM203 162H206V161H203ZM235 162V161H234ZM234 162H233V164L232 165H234ZM87 163V165L85 166V169L87 168L88 169V171H90V174H88L89 175V180H88V176H87V178H85V180H83V181H81L82 183H80L79 185L81 186V184L84 186V187H86L88 190V192L87 193H85L86 195H83V198H87L88 200H81V201H77V196H76V194H74V195H72V192H70V190L69 189H65V188H63V179H62V176L64 177V176H66V171H68L69 173H72L73 171V174H75V176L74 177H76L77 176V178L79 179L80 177H79V171H82V169H81V166H84L85 164ZM98 163V162H97ZM151 163H153V162H151ZM164 163V162H163ZM167 163L168 162H166L165 164H166V166H167ZM174 163H171V161H170V163H168V166H167V168L168 167H171L172 169H175L174 168ZM178 163V162H177ZM216 163V162H215ZM220 163V162H219ZM223 163V162H222ZM187 164V163H186ZM204 164V163H203ZM225 164V163H224ZM223 164V165H224ZM197 165H199V164H197ZM202 165V164H201ZM205 165V164H204ZM207 165V164H206ZM219 165H221V164H219ZM218 165V166H219ZM225 165H230V164H225ZM224 165V170L227 168L226 166ZM239 165H241V164H239ZM243 165V164H242ZM180 166V165H179ZM207 166H209V165H207ZM217 166V167H218ZM247 166H249V165H247ZM252 166V165H251ZM35 167V166H34ZM35 167V168H36ZM216 167V166H215ZM220 168H222L221 166H219ZM245 167V166H244ZM136 168V167H135ZM201 168H202V166H201ZM228 168H229V166H228ZM252 168H256V169H258V170H260V173L262 172H264L263 170H264V167H262V166H258V167H252ZM62 169V170H61ZM64 169V170H63ZM84 169V168H83ZM91 169V170H90ZM194 169V168H193ZM196 169L198 170V169H200V166H198V167H196ZM217 169V168H216ZM215 169V170H216ZM219 169V168H218ZM231 169V168H230ZM240 169V168H239ZM251 169V168H250ZM255 169V170H256ZM212 170V169H211ZM228 170V169H227ZM233 170V169H232ZM242 170V169H241ZM248 170V169H247ZM262 170V171H261ZM86 171V170H85ZM130 171V170H129ZM196 171V170H195ZM217 171V170H216ZM251 171V170H250ZM67 172V173H68ZM87 172V171H86ZM243 172V171H242ZM254 172V171H253ZM195 173V172H194ZM228 173V172H227ZM235 173L236 174H238L236 171H235ZM244 173V172H243ZM259 173V174H260ZM171 174V173H170ZM196 174V176H195V179L194 180H192L191 179V181H192V183L194 184V188L197 190V192H198V195H196V200L195 201H193L192 202V200H191V202H190V207L192 206L193 207V205L195 206V207H193V208H195V209H198L197 208V203H198V201L200 200V201H203V204H201V205H203V210H202V212L200 213V216L197 218V220L195 221V222H192L193 221V219H194V216H192V218L190 219V220H187V221H181V222H178V223H176V225H175V227L173 226V228H168L169 229V233L168 232H166L165 230H164V228H163V230H164V232L165 233H160V236H158L157 235V233H155L156 234V238L157 239H154V242L155 243H160L159 241H163V240H165V241H167V245L166 246H168V248H169V250L168 251H170L171 249H174L175 248V242H177V233L179 232V229L181 228L182 229V227H184V226H186V225H188V226H190V225H192V227H193V230H195V229H198V230H200L201 232H203V234L204 233H207L208 235H211V236H216L211 230H210V225H212L214 222L215 223H218V220L220 219V217L221 216H223L224 214L223 213H225V212H223L222 214H218L217 212H213V211H209V210H207V209H210V207H212L211 205L214 203V202H216V196H217V194L216 193H214L213 192V188H212V186H209L207 183H206V178H205V175H202L201 174V176L199 175H197V173H195ZM225 173H223V175H224ZM234 173L232 172V174H230L229 173V176H228V174L227 175H224V176H228V177H230L229 178V180H230V182H229V184L230 183H232V185H233V190H231L232 192H229V194H226L225 196H223V197H225V198H223V201L221 202V203H218L220 206H221V208H223L224 209V211H227L229 214L230 213H238L239 211V209L237 210V208L239 207V205L242 203V204H244V206L246 207V208H248V211H249V213H254V210H255V206H253L252 204V206L251 207H249V205L250 204H248V202L246 201V200H244V198L246 197L245 195H243L242 194V192L241 191H238V188L239 187H241V183H245L244 181L243 182H240V181H238V175H233ZM173 175V176H172ZM178 175H180V172H173L171 175H170V180H169V183L167 184V189L166 190H170V192H174L173 193V195L175 194V192H176V195L178 194V192L179 191H181V187H179V185L178 184H176V182L179 180V179H175V178H177V176ZM221 175V174H220ZM222 175V176H223ZM239 175H241V173L239 174ZM252 175V174H251ZM257 175H258V173H257ZM244 176H245V174H244ZM247 177V176H246ZM257 177V176H256ZM76 178V179H77ZM179 178V177H178ZM240 178V177H239ZM82 179H84V178H82ZM81 179V180H82ZM168 179V178H167ZM190 179V178H189ZM241 179V178H240ZM87 180V182H84V181H86ZM243 180V179H242ZM254 180V179H253ZM5 181V180H4ZM3 181V182H4ZM77 181V180H76ZM214 181H218V180H216L215 178H214ZM227 181V180H226ZM78 182V181H77ZM76 182V183H77ZM84 182V183H83ZM75 183V184H76ZM249 183V182H248ZM166 184V183H165ZM228 184V183H227ZM228 184V185H229ZM246 186V185H245ZM2 187V189H1V192H0V228H1V224L3 223V220L2 219H4V215H3V207H4V205H6L5 204V202H6V199L9 197L8 195H9V192H8V190L9 189H7V187H5V183L1 186ZM3 187H5V188H3ZM165 187V188H166ZM226 187V186H225ZM228 187V186H227ZM243 187V186H242ZM85 188V189H86ZM162 188V187H161ZM183 188V187H182ZM244 188V187H243ZM34 189L35 188H33V190L30 192V196L32 197L33 196V193H34ZM115 189V188H114ZM125 189V188H124ZM127 189V188H126ZM229 189V188H228ZM232 189V188H231ZM245 189V188H244ZM20 190V189H19ZM37 190V192H38V190H39V188H37L36 189ZM41 190L42 189H40V192L38 193V194H41ZM103 190V189H102ZM106 190V189H105ZM196 190H195V192H196ZM262 190V189H261ZM72 191H74V190H72ZM77 191V190H76ZM107 191H108V189H107ZM107 191H105L104 193L106 194V193H108ZM124 191H126V190H124ZM123 191V192H124ZM138 191V190H137ZM236 192V191H238V197L232 202V203H229L231 200H233L234 199V197H236V195L235 196H233L232 197V195H233V192ZM244 191V190H243ZM264 191V190H263ZM78 192V191H77ZM80 192H81V190H80ZM111 192H112V190H111ZM141 192V191H140ZM139 192V193H140ZM167 192V191H166ZM183 192V191H182ZM223 192V191H222ZM28 193V192H27ZM53 193V192H52ZM134 193V192H133ZM20 194H22L21 192H20ZM19 194V197L17 198V202L18 203H20V206L21 207H17V211H19V213H15V215L13 216V222H12V227L10 228V231H11V233H14L15 235H17V239H19V241H24V240H26L27 239V236H32L34 233H35V228H37V227H39V224H36L35 226H31V224H32V220L34 221H36V219L38 218V213H36V211L35 210H33V211H31V207L33 206V198H31V199H27L26 200V196H22V195H20ZM113 194V193H112ZM119 194H120V192H119ZM172 194V193H171ZM17 195V194H16ZM42 195V194H41ZM116 195V194H115ZM161 195V194H160ZM172 195V196H173ZM42 196H44V195H42ZM73 196H75L74 198H73ZM112 196V195H111ZM110 196V197H111ZM117 196V195H116ZM122 196H124V195H122ZM133 196V195H132ZM158 196V195H157ZM167 196V195H166ZM243 196H245L244 198H243ZM261 196V195H260ZM263 196V195H262ZM261 196V197H262ZM119 197V196H118ZM249 197V196H248ZM260 197V198H261ZM264 197V196H263ZM21 198V199H20ZM114 198V197H113ZM120 198V197H119ZM173 198V197H172ZM187 198V197H186ZM62 199H64V200H62ZM122 199V198H121ZM129 199V198H128ZM253 199V198H252ZM27 202H26V201ZM110 200V199H109ZM115 200V199H114ZM118 200V199H117ZM121 201H125V199L124 200H121ZM130 201V200H129ZM135 201V200H134ZM159 201V200H158ZM256 201V200H255ZM17 202H16V204H17ZM113 202V201H112ZM115 202V201H114ZM126 202V201H125ZM251 202V201H250ZM64 203V204H65ZM77 203V204H76ZM150 203V202H149ZM227 203H229V204H227ZM264 203V202H263ZM27 204V205H26ZM216 204V203H215ZM214 204V205H215ZM261 204V203H260ZM23 205V206H22ZM213 205V206H214ZM256 205V204H255ZM31 206V207H30ZM64 206V205H63ZM219 206V207H220ZM257 206V205H256ZM65 207V206H64ZM202 207V206H201ZM217 207H218V205H217ZM15 208V207H14ZM79 208H78V210H79ZM214 208V207H213ZM259 208V207H258ZM261 208V207H260ZM66 209V208H65ZM64 208H63V210H64V212H66V213H68V211H66ZM135 209V208H134ZM223 209H221V210H223ZM219 210H220V208H219ZM49 211V210H48ZM141 211V210H140ZM159 211H161V210H159ZM193 211H194V209H193ZM237 211V212H236ZM50 212V211H49ZM172 212V211H171ZM195 212V211H194ZM193 212V213H194ZM256 212V211H255ZM258 212V211H257ZM71 213V212H70ZM69 213V214H70ZM239 213H241V212H239ZM248 213V214H249ZM24 214L27 216V217H30V218H27L26 216H24ZM117 215H118V212L116 213ZM119 214H120V212H119ZM168 214V213H167ZM247 214V215H248ZM79 215V214H78ZM112 215V214H111ZM117 215H115L116 217H118ZM226 215V214H225ZM228 215V214H227ZM140 216V215H139ZM197 216V215H196ZM203 216H207V219L206 218H204ZM56 216H54L53 217V219L55 218ZM149 217V216H148ZM254 217V216H253ZM109 218H111V217H109ZM119 218V217H118ZM141 217H138V218H135V219H133V221H135V222H141L142 220L140 219ZM144 218V217H143ZM171 218V217H170ZM169 217H168V219H170ZM196 218V217H195ZM52 219V220H53ZM56 219V218H55ZM58 219V218H57ZM56 219V220H57ZM120 219V218H119ZM165 219H167V218H165ZM171 219H173V218H171ZM46 220V219H45ZM116 220V219H115ZM220 220H222V219H220ZM220 220H219V222H220ZM251 220V219H250ZM258 220H260V219H258L257 217H254L253 218V220H251V221H253V222H257ZM48 221V220H47ZM69 221V220H68ZM106 221H110L109 219H107ZM163 221V220H162ZM54 222V221H53ZM59 222V221H58ZM45 223V222H44ZM167 223V222H166ZM171 223H173V222H171ZM41 224V223H40ZM136 224V223H135ZM162 224V223H161ZM164 224V223H163ZM142 225V224H141ZM151 225H152V223H151ZM172 225V224H171ZM233 225H236V224H233ZM242 225V224H241ZM161 226L162 225H160V228H161ZM213 226V225H212ZM219 226V225H218ZM228 226V225H227ZM232 226V225H231ZM231 226H230V228H231ZM247 226V225H246ZM245 226V227H246ZM35 227V228H34ZM154 228H157V226L155 227V225H154ZM228 228H229V226H228ZM235 228V227H234ZM31 229V231H28V230H30ZM38 229V228H37ZM237 229V228H236ZM157 229H155V231H156ZM218 230V229H217ZM154 230H153V232H155ZM215 231V230H214ZM240 231V230H239ZM239 231H237L235 234H234V236H237L238 235V237H242L243 235H241V234H239ZM158 232V231H157ZM167 233V234H166ZM189 233V232H188ZM219 233V232H218ZM153 234V233H152ZM191 234V233H190ZM205 235V234H204ZM218 235V234H217ZM220 235H222V234H220ZM241 235V236H240ZM248 235V234H247ZM46 236V235H45ZM177 236V237H176ZM195 237V236H194ZM231 237V236H230ZM217 238V237H216ZM215 238V239H216ZM219 238H221L220 236H219ZM150 239V238H149ZM197 239V238H196ZM199 239V238H198ZM202 239V238H201ZM200 239V240H201ZM214 239V240H215ZM230 239V238H229ZM248 239V236H246V237H243L241 240H239L238 241V243H236V244H240L242 241H243V243H245V241ZM33 241V240H32ZM31 241V242H32ZM151 241V240H150ZM195 241V240H194ZM197 241V240H196ZM202 241V240H201ZM228 241V240H227ZM249 241V240H248ZM138 242V241H137ZM164 242V241H163ZM180 242V241H179ZM204 242V241H203ZM221 242V241H220ZM151 243H153V242H151ZM195 242H193V244H194ZM197 243H200V241H198ZM228 243V242H227ZM20 243L19 242H17V241H15V242H12L11 244H10V248H11V251H10V253L8 254V255H5V256H2L1 254H0V259H3L4 261H6V262H8L9 260H10V257H15L16 255V253L18 252V249L20 248V245H19ZM142 244V243H141ZM162 244H164V243H162ZM206 244V243H205ZM246 244V243H245ZM25 245V244H24ZM23 245V246H24ZM165 245V244H164ZM175 245V246H174ZM199 244H197V246H198ZM212 245V244H211ZM241 245V244H240ZM244 245V244H243ZM23 246H21V247H23ZM145 246V245H144ZM160 246V245H159ZM178 246H180L179 244H178ZM197 246H195L196 248H193L194 250V254H193V256H195V254L196 255H199V254H201V253H204V252H201L200 250L202 249V248H200V247H197ZM208 246H209V244H208ZM213 246V245H212ZM211 246V247H212ZM31 247H32V245H31ZM136 247V246H135ZM147 247V246H146ZM177 247V246H176ZM190 247H192V246H190ZM245 247V246H244ZM15 248H17V250L15 249ZM154 248V247H153ZM161 248V247H160ZM167 248V247H166ZM207 248H209V247H207ZM21 249V248H20ZM32 249V248H31ZM35 249V248H34ZM139 249V248H138ZM192 249V248H191ZM190 249V250H191ZM128 250V249H127ZM134 250V249H133ZM140 250V249H139ZM149 250V249H148ZM155 250H157V249H153V251H155ZM161 251H163L162 249H160ZM175 250V249H174ZM188 250V249H187ZM208 250V249H207ZM130 251V250H129ZM141 251V250H140ZM139 251V252H140ZM151 251V250H150ZM189 251V250H188ZM202 251H204V250H202ZM250 251V250H249ZM142 252V251H141ZM176 252H177V249H176ZM192 252V251H191ZM210 252V251H209ZM206 253V252H205ZM29 254V253H28ZM33 254V253H32ZM31 254V255H32ZM159 254V253H158ZM207 254V253H206ZM30 255V254H29ZM146 255H147V253H146ZM189 255H190V253H189ZM189 255H187V256H189ZM202 255V254H201ZM208 255H210V254H208ZM153 256H155V255H153ZM173 256V255H172ZM200 256V255H199ZM149 257H150V254H149ZM167 257V256H166ZM191 257V256H190ZM189 257V258H190ZM29 258V257H28ZM171 258H173V257H171ZM181 258V257H180ZM194 258V257H193ZM199 258V257H198ZM195 259V258H194ZM204 259V258H203ZM214 259V258H213ZM212 259V260H213ZM163 260V259H162ZM210 260V259H209ZM161 261V260H160ZM190 261H192V260H190ZM158 262V261H157ZM181 262H182V264H185L186 263V260L184 259V258H182L181 259ZM206 262V261H205ZM161 263H163V262H161ZM196 263V262H195ZM203 263V262H202ZM209 263H210V261H209ZM0 264H1V262H0ZM169 264H171V262H169ZM197 264V263H196ZM200 264V263H199Z\"/></svg>", "mask_w": 264, "mask_h": 264}]
</instances>
